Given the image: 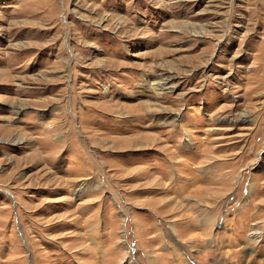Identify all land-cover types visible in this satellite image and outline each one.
I'll return each mask as SVG.
<instances>
[{"label": "rangeland", "instance_id": "obj_1", "mask_svg": "<svg viewBox=\"0 0 264 264\" xmlns=\"http://www.w3.org/2000/svg\"><path fill=\"white\" fill-rule=\"evenodd\" d=\"M251 251L264 0H0V264Z\"/></svg>", "mask_w": 264, "mask_h": 264}, {"label": "bare ground", "instance_id": "obj_2", "mask_svg": "<svg viewBox=\"0 0 264 264\" xmlns=\"http://www.w3.org/2000/svg\"><path fill=\"white\" fill-rule=\"evenodd\" d=\"M205 224H209V222H206ZM175 252H178V250L177 251H175ZM252 252L253 251H251L250 253H249V257H244V260H243V263L244 264H250V262L252 261L251 259H250V257H252ZM226 254V257H227V255L229 254L227 251H225L224 253H223V255H225ZM174 255V254H173ZM176 256H179L180 257V253L179 254H175ZM174 257V256H173ZM223 264V263H222Z\"/></svg>", "mask_w": 264, "mask_h": 264}]
</instances>
